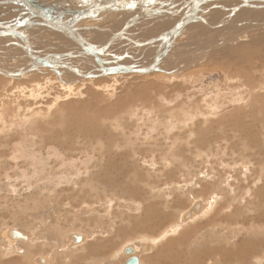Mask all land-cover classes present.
Wrapping results in <instances>:
<instances>
[{
    "label": "rangeland",
    "instance_id": "rangeland-1",
    "mask_svg": "<svg viewBox=\"0 0 264 264\" xmlns=\"http://www.w3.org/2000/svg\"><path fill=\"white\" fill-rule=\"evenodd\" d=\"M34 1L39 3V9L55 10L47 6L51 4L49 0ZM143 1H139L143 6L137 5V14L147 8L153 11L155 8L151 7L161 12L149 11L133 21L134 26L129 23L124 28L126 37L115 38L118 42L113 39L107 47V51H113L110 52L112 59H108L117 65H132L146 58L154 44L150 39L167 31L183 16L177 10L187 0H175L177 4L174 0H154L152 4ZM220 1L223 4L215 12L218 16L214 17H219L215 20L222 17L239 24L244 7L227 17L231 11L223 5L237 2ZM221 2L213 0L209 9ZM6 6L13 13L3 14L5 5L0 6V29L8 27L24 9L19 5ZM72 7L71 4L67 8ZM209 9L200 16L205 23H213L210 15L214 10ZM253 12L258 14L260 10L250 13ZM111 13L102 15L107 14L105 18H109ZM87 23L76 22L73 27L80 26V34H85L88 42L93 40L90 44L102 38L104 42L99 46L108 42L111 32L108 36L104 33V37L99 36L96 29L102 25ZM123 25L108 28L118 32ZM34 26L26 25L19 31L26 41H21L24 44L19 39L13 46L7 40H0L1 72L13 75L9 66L15 60V71L24 73L14 75L16 78L12 81L0 74V264H34L35 256H43L47 264H124L132 256L137 257L139 264H264V29L247 26L249 33L245 41L239 42L234 36L239 31L232 33L228 29L220 30L221 27L205 29L206 26L199 29L203 27L193 23L187 28L191 31H183L175 38L171 36V44L166 42L158 48L160 71L101 76L97 75L99 70L90 58L77 54L75 44L65 37L59 40L64 35ZM91 29L98 34L94 36L88 31ZM228 33L231 35L227 36ZM56 34L61 35L59 39ZM210 34L214 40L209 39ZM138 35L142 41L137 42L148 43L130 47ZM238 45L253 52L250 60L235 56ZM33 46L34 50L37 48L35 53ZM15 47L20 50L16 51ZM31 50L35 56L47 55L60 64L52 63L50 73L42 72L39 67L26 74L28 64L32 63L28 55L34 56ZM204 50L210 52L208 56ZM179 53L184 54L181 66L175 63L181 56ZM124 55L129 57L126 59ZM186 63L191 66L187 64V67ZM174 68L172 73L176 74H170ZM73 72L93 76L76 78L71 75ZM214 73H218L221 84L206 99L199 87L200 81ZM140 85L146 87L145 92L136 91ZM56 96L61 99L54 101ZM213 103L218 106L214 108ZM201 182L204 183L201 185ZM194 201L201 202L200 215L181 221L182 213L191 209ZM129 205L133 208L129 207L131 211L127 208ZM149 213L154 214L152 220L145 215ZM135 219L143 221L145 230L139 229V223H131ZM228 222L232 226L227 229L223 225ZM11 228L27 235L31 241L14 243L15 251L8 250L6 232ZM74 235L80 236L78 243L71 241ZM145 240L153 242L149 243V252L142 251ZM129 246L133 253H126ZM237 248L240 252L246 249L244 256Z\"/></svg>",
    "mask_w": 264,
    "mask_h": 264
},
{
    "label": "bare ground",
    "instance_id": "bare-ground-1",
    "mask_svg": "<svg viewBox=\"0 0 264 264\" xmlns=\"http://www.w3.org/2000/svg\"><path fill=\"white\" fill-rule=\"evenodd\" d=\"M43 1V0H42ZM40 2V3H43L44 1L46 2V0H44L43 2ZM107 1V0H106ZM105 0H104V2H106ZM167 1V0H166ZM171 1V0H170ZM179 1H186V0H179ZM221 2L220 0L219 1H217V0H214V2ZM233 1H235V0H233ZM35 2V1H34ZM33 2V0H27V3H29V4H33V5H35V3ZM83 2H85V3H87V4H94V0H87V1H79V0H49V3H51L50 5H47V6H49V7H53L55 10H53V11H49L50 9H48L47 11H49V12H47L46 10H43V8L41 7V9H39V11H43V12H45L46 14H48L50 17H53V18H57V19H59V20H61V21H65L66 23H71V24H74V23H76L75 21V19H74V17H68V16H58V14L59 13H62V12H65V13H68V12H74L75 13V11H77L78 9H81V8H84V7H86V6H84V5H81ZM98 2L99 3H101V4H104L103 3V1L102 0H98ZM135 2V1H134ZM144 2V1H143ZM174 2H175V0H174ZM227 2H230L229 0L227 1ZM0 6L2 5H5V8L4 9H6V10H4L3 9V11H5V12H3V14H7V11H13V9H11L10 7V9L8 8V6H6V5H12V6H15L16 4L13 2V0H0ZM61 3V5H59ZM70 3H73L72 5H74V7H72V8H67L69 5H70ZM167 3H170V2H167ZM176 3V2H175ZM174 3V4H175ZM184 3V2H183ZM231 3V4H230ZM230 3H227L228 5H223V7L226 9V8H228V11H231L232 10V8L233 7H235V6H237V4L235 5V4H232V2H230ZM123 4H126V0H124L123 1ZM177 4V3H176ZM221 4H223V2H221L220 4L219 3H217L216 5H214V6H212V7H210L211 8V10L210 11H212V10H214V13L212 14V15H210V18L211 17H213L212 19H213V23H207V21H206V23L203 21V20H201L200 19V22H197L201 27H203V28H199V29H204L205 27V25L207 26V24L209 25L208 27H206L205 29H210V28H214L215 30L217 29L216 27H221L220 29L221 30H225L226 29V31H227V29L231 32L232 31V33L233 32H235V31H239V32H235L236 34L234 35L235 37L237 36V38L235 39V40H238L239 42L240 41H245L244 39L246 38V36H247V33H249L247 30H246V28H247V26H249V27H255V28H258V27H260V29L259 30H263L264 28H261V27H263L264 26V9H262V10H260V13H258V14H256L255 12H253V14L252 13H250L251 12V7H247V10H245L244 11V13H242L241 15V22L239 23L240 25H238V24H232L231 22H229L228 21V19L226 18V19H222V17H221V19H219V20H215V17L216 16H218V15H216V13L215 12H217V9H219L220 7H221ZM160 5V4H159ZM172 5H173V3H172ZM171 5V6H172ZM35 6H39V3H37V5H35ZM154 6V5H153ZM155 6H156V4H155ZM227 6V7H226ZM16 7H17V5H16ZM19 7V6H18ZM56 7V8H55ZM47 8V7H46ZM58 8V9H57ZM73 8H76V9H73ZM151 8H155L156 9V7H151ZM166 8V7H165ZM245 8V7H244ZM22 9V8H21ZM52 9V8H51ZM129 9V8H128ZM135 9V8H134ZM148 9V8H147ZM167 9V8H166ZM171 9V8H170ZM241 9V8H240ZM251 9V10H250ZM165 10V9H164ZM164 10H162V11H164ZM1 11H2V9H1ZM17 11V10H16ZM115 11V10H114ZM114 11H109V12H114ZM167 11V10H166ZM178 11V10H177ZM219 11V10H218ZM253 11V10H252ZM153 12V11H152ZM224 12V11H223ZM240 12V11H239ZM13 13V12H12ZM18 13V12H17ZM104 13V12H103ZM105 13H107V12H105ZM149 13H151V12H149ZM155 13V12H154ZM166 13V12H165ZM171 13V12H170ZM238 12H236V14H237ZM71 14H73V13H71ZM181 14H182V12H181ZM10 15V14H9ZM8 15V16H9ZM13 15V14H12ZM107 15V14H106ZM105 15V16H106ZM162 15V14H161ZM166 15V14H165ZM174 15V14H173ZM214 15H216L215 17H214ZM221 15H224V14H221ZM229 15H231V13L230 14H228L227 15V17H229ZM235 15V14H234ZM233 15V16H234ZM5 16V15H4ZM118 16V15H117ZM116 16V17H117ZM135 16V15H134ZM148 16V15H147ZM158 16H160V15H158ZM182 16V15H181ZM201 16V15H200ZM206 16H209V15H206ZM232 16V15H231ZM238 16V15H237ZM9 17H11V16H9ZM101 17V16H100ZM142 17V16H141ZM224 17V16H223ZM235 17H236V15H235ZM102 18V17H101ZM106 18H108V16L106 17ZM118 18V17H117ZM121 18V17H120ZM148 18V17H147ZM158 18V17H157ZM171 18V17H170ZM169 18V19H170ZM217 18H219V17H216V19ZM1 19H2V17H1ZM24 19H34V18H32V17H30V14H29V12L27 11V10H21L17 15H16V17H15V19L13 20V22L10 24V25H8V27H4V28H1L0 29V31H6V30H8V31H16V32H19L21 29H22V27H24V26H26V25H29L28 23L26 24L25 22H24ZM36 19V18H35ZM141 19V18H140ZM159 19V18H158ZM206 19V18H205ZM102 20V19H101ZM236 20V19H235ZM240 20V19H239ZM10 21H11V19H10ZM105 21V20H104ZM140 21V20H139ZM163 21H164V19H163ZM176 21H181V18H179V19H176L175 20V22H174V24L173 25H171V27L169 28V29H171L175 24H176ZM232 21V20H231ZM74 22V23H73ZM117 22V21H116ZM136 22H138V21H136ZM165 22H167V21H165ZM164 22V23H165ZM226 22H229L227 25H226V27L224 28V27H222ZM233 22V21H232ZM83 23V22H82ZM100 23V22H99ZM120 23V22H119ZM149 23V22H148ZM171 23V22H170ZM234 23V22H233ZM139 24V23H138ZM151 24V23H150ZM166 24V23H165ZM164 24V25H165ZM202 24H204V25H202ZM75 25H77V24H75ZM86 25V24H85ZM97 25V24H96ZM132 25L134 26V24H133V22H132ZM196 25V24H195ZM1 26H3V25H1ZM82 26V25H81ZM87 26V25H86ZM93 26H95V24L93 25ZM117 26H120V24L119 25H117ZM117 26H115V28L117 27ZM129 26V25H128ZM143 26H144V24H143ZM161 26V25H160ZM166 26V25H165ZM225 26V25H224ZM35 27V26H34ZM77 27V26H76ZM78 27H80V26H78ZM105 27V26H104ZM136 27V26H135ZM141 27V26H140ZM140 27L138 28V29H140ZM152 27V26H151ZM155 27V26H154ZM157 27V26H156ZM197 27H199V26H197ZM242 27V28H241ZM28 29H29V27H27ZM38 28V27H37ZM86 28H88V27H86ZM85 28V29H86ZM114 28V29H115ZM137 28V27H136ZM158 28V27H157ZM156 28V29H157ZM107 29V28H106ZM149 29V28H148ZM159 29V28H158ZM157 29V30H158ZM169 29H167V30H169ZM236 29V30H235ZM22 30H24V29H22ZM29 30H31V28L29 29ZM32 30H34V29H32ZM92 30V29H91ZM111 30H113V29H111ZM117 30V29H116ZM151 30V29H150ZM195 30V29H194ZM193 30V31H194ZM27 33H28V30H25ZM35 31V30H34ZM33 31V32H34ZM89 31V30H88ZM104 31V30H103ZM105 31H107V30H105ZM148 31V30H147ZM146 31V32H147ZM162 31V30H161ZM188 32L189 31H191V29L190 30H187ZM225 31V32H226ZM228 31V32H229ZM25 32V33H26ZM32 32V34H34ZM81 32V31H80ZM80 32H79V34H80ZM113 32H114V30H113ZM124 32H126V31H124ZM133 32V31H132ZM183 32V31H182ZM197 32V31H196ZM219 31H217L216 33H218ZM224 32V31H223ZM59 33V32H58ZM82 33V32H81ZM142 33H143V31H142ZM142 33H140V34H142ZM154 33V32H153ZM152 33V34H153ZM162 33V32H161ZM202 33V32H201ZM220 33H222V32H220ZM31 33H29L28 35H30ZM36 34V33H35ZM38 34V33H37ZM36 34V35H37ZM98 34V33H97ZM112 34V33H111ZM129 34V33H128ZM139 34V33H138ZM184 34H185V32H184ZM213 34H214V32H213ZM229 34V33H228ZM39 35V34H38ZM57 35V34H56ZM109 34L107 33V36H108ZM136 35V34H135ZM148 35H151V34H148ZM196 35H197V33H196ZM200 35V34H199ZM212 34H210V36H211ZM231 34H229V35H227V36H230ZM50 36V35H49ZM52 36H54V35H52ZM58 36V35H57ZM59 36H61V35H59ZM59 36H58V38L57 37H55V38H57V39H59ZM80 36L82 37L83 35H81L80 34ZM95 36V35H94ZM127 36V35H126ZM126 36H122V37H126ZM145 36H147V35H145ZM153 36V35H152ZM172 35L171 34H169V35H167V36H165V37H163L162 39H160V40H158V42H157V44H152L151 45V48H150V50H148L149 51V53H148V55H147V57L146 58H144V59H142V60H140L139 62H136L135 64H132L133 66H136V68H140V67H146L147 65H149V64H155V65H157V68L158 67H161V64L162 63H160V61L158 62V55L156 54V51L158 50V48H161V46H163L166 42H167V44L168 43H170V37H171ZM204 36V35H203ZM225 36H226V34H225ZM64 37L65 36H63L62 38H60L59 40H61V39H64ZM85 37V34H84V36L82 37V38H84ZM87 37V36H86ZM85 37V39H87ZM102 37H104V35L102 36ZM101 37V38H102ZM111 37V36H110ZM135 37V36H134ZM138 37H139V35H138ZM187 37H189L188 35H187ZM14 37L10 34V33H4V34H1L0 35V40H7V42L9 43V44H14V43H16V40L15 39H13ZM25 38H27V37H25ZM33 38H35V37H33ZM42 38V37H41ZM54 38V39H55ZM131 38V37H130ZM129 38V39H130ZM147 38V37H146ZM145 38V39H146ZM151 38V37H150ZM212 38H214V37H212L211 36V38H209V39H212ZM218 38V37H217ZM56 39V40H57ZM65 39H68V38H66L65 37ZM118 39V38H117ZM117 39H115V40H117ZM128 39V40H129ZM144 39V38H143ZM203 39V38H202ZM222 38H220V40H221ZM228 39V38H227ZM226 39V40H227ZM28 40V39H27ZM38 40V39H37ZM55 40V41H56ZM59 40H58V42H59ZM69 40V39H68ZM88 40H89V37H88ZM95 40V39H94ZM98 40V39H97ZM96 40V41H97ZM99 40H101V39H99ZM102 40H103V38H102ZM101 40V42H104V41H102ZM119 40V39H118ZM118 40L116 41V42H118ZM126 40V39H125ZM134 40H136V39H134ZM147 40V39H146ZM149 40V39H148ZM173 40V39H172ZM191 40L192 41H194L192 38H191ZM190 40V41H191ZM212 40H214V39H212ZM219 40V41H220ZM20 41V43H22L21 42V40H19ZM19 41H18V43H19ZM25 41V40H24ZM64 41V40H63ZM92 42H93V40H91ZM91 41H87V40H85L84 42L87 44V42L88 43H90ZM130 41V40H129ZM169 41V42H168ZM197 41V40H196ZM195 41V42H196ZM200 41V40H199ZM218 41V42H219ZM233 41V40H232ZM26 42V41H25ZM24 42V43H25ZM37 42V41H36ZM39 42L41 43V41L39 40ZM57 42V41H56ZM61 42V41H60ZM59 42V43H60ZM66 42H68V41H65V43ZM71 42V41H70ZM116 42H115V44H116ZM120 42V41H119ZM143 42H145V41H143ZM186 42H187V40H186ZM185 42V43H186ZM202 42V41H201ZM212 42V41H211ZM222 42H223V40H222ZM24 43H22V44H24ZM28 43V42H27ZM48 43H49V41H48ZM58 43V44H59ZM113 43V42H112ZM179 43V42H178ZM184 43V44H185ZM215 43V42H214ZM213 43V44H214ZM227 43H229V42H227ZM231 43V42H230ZM246 43V42H245ZM32 44V43H31ZM37 44V43H36ZM39 44V43H38ZM64 44V43H63ZM70 44V46H72L71 45V43H69ZM114 44V45H115ZM139 44V43H138ZM166 44V45H167ZM171 44V43H170ZM175 44H177V43H175ZM180 44V43H179ZM182 44V43H181ZM212 44V43H211ZM217 44V43H216ZM224 44H226V43H224ZM1 45H2V43H1ZM6 45V44H5ZM41 45H42V43H41ZM44 45V44H43ZM61 45H62V43H61ZM66 45H67V43H66ZM66 45H65V47H66ZM118 45V47H119V45L120 44H117ZM183 45V44H182ZM206 45H207V42H206ZM8 46V45H7ZM6 46V47H7ZM54 47H55V45H53ZM60 46V45H59ZM125 46H126V44H125ZM134 45H132V47H133ZM197 46V45H196ZM209 46V45H208ZM228 46V45H227ZM230 46V45H229ZM239 47L234 51L235 52V56H237V57H241V58H245L246 60H250L251 59V57L253 56V52H251L250 50H247V48L244 46V47H242V48H240V45H238ZM5 47V48H6ZM24 47V46H23ZM27 47V46H26ZM75 47V46H74ZM101 47V46H100ZM113 46L111 45V48H112ZM169 47H171V46H169ZM173 47V46H172ZM237 47V46H236ZM12 48H14V47H12ZM34 48V46L32 47V50L34 51V53H35V50L37 49L36 47V49L34 50L33 49ZM72 48H73V46H72ZM121 48V47H120ZM127 48V47H126ZM175 48H177V47H175ZM179 48V47H178ZM203 48H205V46H203ZM202 48V49H203ZM212 48V47H211ZM232 48V47H231ZM8 50L9 49H11V48H7ZM68 49V48H67ZM117 49V48H116ZM163 49V48H162ZM168 49V48H167ZM180 49V48H179ZM178 49V50H179ZM190 49V48H189ZM193 49V48H192ZM213 49V48H212ZM215 49V48H214ZM12 50V49H11ZM15 50H16V47H15ZM20 50V49H19ZM19 50H16V51H19ZM61 50V49H60ZM63 50V49H62ZM71 51H73V50H76L75 48L72 50V49H70ZM169 50H170V48H169ZM176 50V49H175ZM205 50H206V48H205ZM204 50V51H205ZM6 51V50H5ZM13 51V50H12ZM11 51V52H12ZM54 51V50H53ZM59 51V50H58ZM57 51V52H58ZM77 51V50H76ZM75 51V52H76ZM118 51V50H117ZM123 51H125V50H123ZM130 51V50H129ZM128 51V52H129ZM190 51H191V49H190ZM203 50H201V52H202ZM213 52H214V50H212ZM228 51H230V48H228ZM56 52V51H55ZM62 52V51H61ZM63 52H65V51H63ZM74 52V53H75ZM109 52H112L113 53V51H109ZM131 52V51H130ZM145 52H147V51H145ZM159 52V51H158ZM157 52V53H158ZM166 52V51H165ZM171 52H175V51H171ZM195 52V51H194ZM206 52V51H205ZM204 52V53H205ZM218 52V51H217ZM1 53V52H0ZM65 53H68V52H65ZM120 53H122V52H120ZM176 53V52H175ZM174 53V54H175ZM207 53V52H206ZM210 53V52H209ZM209 53H207L206 54V56H208V54ZM224 53V52H223ZM10 54V53H9ZM21 54V53H20ZM45 54V53H44ZM47 54H49V53H47ZM70 54V53H69ZM77 54H78V52H77ZM161 54V53H160ZM181 56H179L176 60H177V62H175L176 64H180V66L182 65V62H183V59H184V57H183V55L184 54H182V53H179ZM196 54V53H195ZM32 55V54H31ZM62 55H64V54H62ZM112 55V54H111ZM117 55V54H116ZM135 55H137V54H135ZM140 55V54H139ZM141 55H143V54H141ZM140 55V56H141ZM153 55L155 56V55H157V57L153 60ZM163 54H161L160 56L161 57H163V59H164V56H162ZM194 55V54H193ZM217 55H219V54H217ZM21 57H27V55H25V56H22V55H20ZM29 56V55H28ZM47 56V55H46ZM59 56V55H58ZM67 56H69V55H67L66 54V57ZM71 56V55H70ZM132 56V55H131ZM172 56H174V55H172ZM191 56V55H190ZM5 57V56H4ZM11 57V56H10ZM54 57V56H53ZM61 57V56H60ZM59 57V58H60ZM65 57V58H66ZM114 57H116L117 58V56H115L114 55ZM113 57V58H114ZM136 57V56H135ZM134 57V58H135ZM194 57H195V55H194ZM200 58H201V56H199ZM29 58V57H28ZM50 58V57H49ZM80 58V57H79ZM86 58V57H85ZM109 58V57H108ZM111 58V57H110ZM137 58V57H136ZM148 58H150V59H148ZM172 58V57H171ZM175 58V57H174ZM193 58V57H192ZM204 58H206L205 56H204ZM204 58H203V60H204ZM13 59H15V58H13ZM21 59V58H20ZM24 58H22V60H23ZM112 59V58H111ZM120 59V58H119ZM163 59H161V61L163 60ZM187 59V58H186ZM19 60V59H18ZM22 60H20V61H22ZM29 59H27V61H28ZM58 60V59H57ZM60 60V59H59ZM64 60V59H63ZM73 60V59H72ZM74 60H76V59H74ZM78 60V59H77ZM121 60V59H120ZM150 60V61H149ZM188 60V59H187ZM189 60H191V59H189ZM196 60V59H195ZM199 60V59H198ZM60 61H62V60H60ZM78 61H80V60H78ZM118 61V60H117ZM149 61V62H148ZM197 61V60H196ZM221 61V60H220ZM12 61H10L9 63H11ZM14 62H15V60H14ZM14 62L12 63V66L10 65L9 66V68H10V72L13 74V75H10V76H7V77H9V79L11 80V79H14V78H16L14 75H15V73L17 72V74H18V71H15V64H14ZM30 62H31V60H30ZM73 62V61H72ZM84 62V61H83ZM82 62V63H83ZM88 62V61H87ZM115 62V61H114ZM128 62V61H127ZM133 62V61H132ZM165 62V61H164ZM192 62V61H191ZM24 63V62H23ZM62 63V62H61ZM64 63H66V61H64ZM69 63V62H68ZM78 63V62H77ZM116 63V62H115ZM122 63V62H121ZM148 63V64H147ZM167 63V62H166ZM169 63H170V61H169ZM233 63H234V61H233ZM58 64H60V63H58ZM74 64V63H73ZM79 64V63H78ZM87 64V63H86ZM86 64H83V66L84 65H86ZM89 64H92V63H89ZM93 64H95V63H93ZM131 64V63H130ZM173 64V63H172ZM187 64L188 63H186V66H187ZM198 64V63H197ZM223 64V63H222ZM221 64V65H222ZM230 64V63H229ZM28 65H30V64H28ZM53 65V64H52ZM68 65V64H67ZM66 65V66H67ZM96 65V64H95ZM225 65V64H224ZM234 65H236L235 63H234ZM79 65H77V67H78ZM97 66V70H101V68H102V66H98V65H96ZM188 66H189V64H188ZM187 66V67H188ZM191 66V65H190ZM189 66V67H190ZM192 66H194V65H192ZM60 69H61V67L62 66H58ZM70 67H72V65L70 66ZM70 67H69V69H70ZM76 67V66H75ZM81 67V66H80ZM103 67H106V65H104ZM173 67H174V65H173ZM178 67H179V65H178ZM41 69H43V70H41L42 72L44 71V72H46V70H48L49 71V73H50V70L49 69H51V66L50 67H40ZM165 68V70H167L166 69V67H164ZM180 68V67H179ZM245 68V67H244ZM56 69V68H55ZM66 69H68V68H66ZM68 69V70H69ZM176 69H178V68H176ZM181 69V68H180ZM12 70V71H11ZM20 70V69H19ZM38 70V69H37ZM71 70V69H70ZM86 70V69H85ZM84 70V71H85ZM89 70V69H88ZM169 70H170V68H169ZM175 70V68L173 69V70H171L170 71V74L173 72ZM248 71H249V69H247ZM26 71V70H25ZM62 71V70H61ZM76 71V70H75ZM80 70H78V72H79ZM90 71V73H91V71L92 70H89ZM88 71V72H89ZM94 71V70H93ZM185 71H186V69H185ZM22 72V71H21ZM20 72V73H21ZM56 72H57V70H56ZM72 72V71H71ZM82 72V71H81ZM87 72V71H86ZM157 72V71H156ZM180 72H181V70H180ZM179 72V73H180ZM252 72V71H251ZM28 73V72H27ZM53 74H55L54 72H52ZM63 73V72H62ZM68 73H70V72H68ZM83 73V72H82ZM153 73V72H152ZM162 73V72H161ZM161 73H159L160 75H161ZM165 73H166V71H165ZM178 73V72H177ZM257 73V72H256ZM36 74V73H35ZM40 74V73H39ZM57 74V73H56ZM55 74V75H56ZM91 74H93V73H91ZM94 74H95V72H94ZM169 74V73H168ZM172 74H176L175 72L174 73H172ZM249 74H251V76H253L252 75V73H249ZM253 74H254V72H253ZM71 75H74V74H71ZM107 75V74H106ZM109 75V74H108ZM113 75V74H112ZM121 75V74H120ZM120 75H118V76H120ZM178 75V74H177ZM23 76V75H22ZM31 76V75H30ZM39 76V75H38ZM70 76V75H69ZM68 76V77H69ZM102 76V75H101ZM170 76V75H169ZM172 76V75H171ZM250 76V75H249ZM57 77H58V74H57ZM63 77V76H62ZM114 77V76H113ZM208 77V76H207ZM219 77V76H218ZM243 77V76H242ZM241 77V78H242ZM31 77H29V79H30ZM41 78H43V76L41 77ZM58 78H60V77H58ZM65 78V77H64ZM76 78H77V76H76ZM76 78H75V80H76ZM204 78V77H203ZM244 78H245V76H244ZM46 79V78H45ZM84 79V78H83ZM205 79H206V76H205V78L204 79H201V81H200V85H199V87H200V89H201V91L203 92V94H204V96L203 97H205L207 94H209V93H213L214 94V91L216 90V88H218V86L221 84V79H217V80H213V81H205ZM250 79H252L251 77H250ZM53 80V79H52ZM74 80V79H73ZM79 80V79H78ZM98 80V79H97ZM12 81V80H11ZM82 81V80H81ZM84 81V80H83ZM60 82V81H59ZM59 82H57V83H59ZM80 82V81H79ZM185 82V81H184ZM229 82V81H228ZM250 82H251V80H250ZM253 82V81H252ZM3 83V82H2ZM47 83H51L50 81L48 82L47 81ZM55 83V82H54ZM57 83H55V84H57ZM5 84V83H4ZM15 85H17V84H15ZM59 85H60V83H59ZM65 85V84H64ZM142 85V84H141ZM139 86L138 88L139 89H137L136 91H138V92H140V93H143V92H145V90H146V87H144V86ZM7 86V85H6ZM6 86H3V87H6ZM31 86V85H30ZM69 87V86H68ZM62 88V87H61ZM113 88V87H112ZM121 88V87H120ZM22 90V89H21ZM36 91V90H35ZM69 91V90H68ZM190 91V90H189ZM8 92V91H7ZM139 93V94H140ZM33 94V93H32ZM197 94V93H196ZM34 96H35V94H34ZM23 97H25L24 95H23ZM30 97H32V96H30ZM206 98V97H205ZM30 99H32V98H30ZM61 98L60 97H58V96H56L55 97V100L54 101H58V100H60ZM158 99H159V97H158ZM178 99V98H177ZM207 99V98H206ZM27 100V99H26ZM35 100V99H34ZM31 101V100H30ZM32 101H33V99H32ZM158 101H160V100H158ZM204 101V100H203ZM33 102H35V101H33ZM27 103V102H26ZM51 103V102H50ZM60 103V102H59ZM21 104V103H20ZM19 104V105H20ZM52 104V103H51ZM152 103H150V105H151ZM204 104H205V101H204ZM24 105V104H23ZM26 105V104H25ZM28 105V104H27ZM54 104H52V106H53ZM214 105H216V103L214 104L213 103V106ZM50 106V105H49ZM55 107H56V104L54 105ZM216 106H218V105H216ZM24 107H26V106H24ZM96 107H97V105H96ZM191 107H192V105H191ZM27 108V107H26ZM93 108V107H92ZM193 108V107H192ZM207 108V107H206ZM211 108V107H210ZM213 108V107H212ZM214 108H215V106H214ZM20 109H22V107L20 108ZM25 109V108H24ZM24 109H22V110H24ZM95 109V108H94ZM27 110H29V109H27ZM96 110V109H95ZM208 110V109H207ZM91 111H93V110H91ZM214 111V110H213ZM42 112H44V111H42ZM47 112H49V111H47ZM147 112V111H146ZM205 112V111H204ZM207 112V111H206ZM205 112V113H206ZM210 112V111H209ZM208 113V112H207ZM210 113H212V112H210ZM209 113V114H210ZM47 114V113H46ZM93 114H94V112H93ZM92 114V115H93ZM143 114V113H142ZM194 115V114H193ZM26 116H28V115H26ZM106 116V115H105ZM209 116V115H208ZM182 117V116H181ZM202 116H200V118H201ZM92 118V117H91ZM186 118V117H185ZM197 118V117H196ZM204 119V118H203ZM185 120V119H184ZM33 121V120H32ZM95 121V120H94ZM1 141V140H0ZM4 142V141H3ZM1 154V153H0ZM2 155V154H1ZM208 156V155H207ZM208 158V157H207ZM213 162V161H212ZM210 163V162H209ZM214 163V162H213ZM220 163H222V162H220ZM224 163V162H223ZM202 165V164H201ZM230 166V165H229ZM200 169H201V167H200ZM202 170V169H201ZM217 170V169H216ZM241 170V169H240ZM212 171V170H211ZM218 171V170H217ZM213 172V171H212ZM207 173H209L208 171H207ZM224 173V172H223ZM197 174V173H196ZM208 176V175H207ZM206 176V177H207ZM222 176H223V174H222ZM230 177V176H229ZM202 178V177H201ZM195 179V178H194ZM199 179V178H198ZM197 179V180H198ZM204 179V178H203ZM219 179L217 178V181H218ZM249 180V179H248ZM191 181H192V179H191ZM250 181V180H249ZM190 182V181H189ZM188 181H187V183H189ZM195 182V181H194ZM197 182V181H196ZM206 182V181H205ZM191 183V182H190ZM200 183V182H199ZM204 183V182H203ZM202 182H201V185L203 184ZM215 183V182H214ZM217 183V182H216ZM220 183V182H219ZM244 183V182H243ZM250 183H251V181H250ZM253 183V182H252ZM251 183V184H252ZM206 184H209V183H207L206 182ZM210 184H211V182H210ZM246 184V183H245ZM198 185V184H197ZM213 185V184H212ZM264 185V184H263ZM176 186V185H175ZM215 186V185H214ZM177 187V186H176ZM181 187V186H180ZM194 187V186H193ZM200 187V186H199ZM213 187V186H212ZM183 188V187H182ZM190 188V190H192L191 189V187H189ZM180 189V188H179ZM202 189V188H201ZM208 189V188H207ZM210 189V188H209ZM197 190V189H196ZM183 191V190H182ZM188 191V190H187ZM203 191H204V189H203ZM207 191V190H206ZM236 191H237V189H236ZM156 192V191H155ZM196 192V191H195ZM223 192V191H222ZM179 194V193H178ZM197 194V193H196ZM199 194H201V193H199ZM218 195V194H217ZM221 195V194H220ZM220 195H218V196H220ZM223 195V194H222ZM253 195V194H252ZM166 197V196H165ZM223 197V196H222ZM178 198V197H177ZM261 198V197H260ZM259 197H258V199H260ZM193 199V198H192ZM215 199V198H214ZM224 199V198H223ZM225 199H227V198H225ZM254 199H255V197H254ZM177 200V199H176ZM217 200V199H216ZM253 200V199H252ZM261 200V199H260ZM202 201V200H201ZM220 201H223V200H220ZM180 202V201H179ZM216 203V202H215ZM255 203H258V201L257 202H255ZM259 204V203H258ZM261 204V203H260ZM226 205V204H225ZM129 207H131L130 205L129 206H127V208L128 209H130V211L133 209L132 207V209L131 208H129ZM154 207V206H153ZM173 207V206H172ZM236 207V206H235ZM259 207H260V205H259ZM93 208V207H92ZM200 208H201V202H199V201H194L193 203H192V206H191V209H189L187 212H185L184 211V213H182V215H181V221H186L188 218L191 220L192 218H194V215L195 216H198V215H200ZM96 210V212L98 211L99 212V214H100V212L102 213V210H97V209H94V211ZM149 210V209H148ZM151 210V209H150ZM262 210V209H261ZM81 211H83V210H81ZM255 211H257V210H255ZM233 212V211H232ZM240 212V211H239ZM259 212V211H258ZM77 213V212H76ZM79 213V212H78ZM203 213V212H202ZM260 213V212H259ZM234 215H235V213H233ZM247 214V213H246ZM146 216H148V217H150L151 218V220L153 219L152 217H153V213H149V214H145ZM264 215V214H263ZM56 216V215H55ZM64 216V215H63ZM65 217V216H64ZM224 217H225V215H224ZM146 218V217H145ZM161 218V217H160ZM256 218V217H255ZM259 219H260V216L258 217ZM261 218H263L262 216H261ZM44 219V218H43ZM133 220V219H132ZM142 220V219H141ZM148 220V219H147ZM223 220V219H222ZM257 220V219H256ZM238 221V220H237ZM239 221H241V220H239ZM243 221V220H242ZM241 221V222H242ZM56 222H58L57 220H56ZM132 222H136V223H139V229L140 230H145L144 228H145V225H144V223H143V221H140V220H138V221H136V219L134 220V221H131V223ZM147 222V221H146ZM240 222V223H241ZM262 222V221H261ZM264 222V221H263ZM147 223H149V222H147ZM179 223V222H178ZM228 224H230V226H228ZM242 224H245L246 225V222H242ZM56 225H57V223H56ZM178 225V224H177ZM219 225V223L217 224V226ZM234 225V224H233ZM240 225V224H239ZM220 226H222V225H220ZM219 226V227H220ZM223 226H226V228L228 229L229 227H231L232 225H231V222L229 223H227V225H223ZM235 226V225H234ZM134 227H136V225H134ZM176 228V227H175ZM221 230H224L222 227L220 228ZM244 229V228H243ZM135 230V229H134ZM133 230V231H134ZM177 230V229H176ZM175 230V231H176ZM220 230V231H221ZM238 230V229H237ZM247 230V229H246ZM245 230V231H246ZM138 231V230H137ZM211 231V230H210ZM228 232H229V230H227ZM172 232V231H171ZM228 232H227V234H228ZM235 232V231H234ZM243 232V231H242ZM169 233H170V231H169ZM173 233V232H172ZM250 233V232H249ZM174 234V233H173ZM246 234V233H245ZM249 235V234H248ZM6 237L9 239L8 241H9V244H7L6 245V248L8 249V250H14L15 251V245H14V243L16 244V245H18L17 243L18 242H22V243H27V242H29V241H31V239L27 236V235H25V234H23L22 232H20V231H18V230H16V229H14V228H11V229H8V231L6 232ZM79 238H80V236L79 235H74L73 236V239L71 240V241H73V243H78V240H79ZM143 238H145V237H143ZM147 238V237H146ZM30 239V240H29ZM211 239V238H210ZM83 240V237L81 238V240H80V242ZM149 240V239H148ZM152 240V239H151ZM155 240V239H154ZM157 241V240H156ZM155 241V242H156ZM152 242V241H151ZM151 242H148L147 240H145L143 243V245H142V251L143 252H149L148 250H150V244L149 243H151ZM153 243V242H152ZM151 243V244H152ZM226 243V242H225ZM131 245H133V244H131ZM249 245H250V243H249ZM20 247V246H19ZM248 247V246H247ZM251 247V246H250ZM97 248V246L95 247V249ZM128 248V250H127V252H128V254H130L132 251H133V248L132 247H127ZM135 248V247H134ZM246 248V247H245ZM244 248V249H245ZM17 249V248H16ZM98 249V248H97ZM238 249V248H237ZM248 251L250 250V249H247ZM17 251H18V249H17ZM137 251V250H136ZM234 251H235V249H234ZM126 252V253H127ZM226 252V251H225ZM224 252V253H225ZM237 252L239 253V254H241V255H243L245 252H246V249L245 250H243V251H239V249L237 250ZM19 253V252H18ZM133 253V252H132ZM22 254V253H21ZM238 254V255H239ZM226 255V254H225ZM244 256V255H243ZM225 257V256H224ZM37 258H39L37 261H35V259H37ZM133 258V256L132 257H130V258H128V260H130V259H132ZM134 258H137V257H135L134 256ZM138 260V259H137ZM126 263V262H125ZM124 263V264H125ZM34 264H47V260H46V258H44L43 256H35V258H34ZM138 264H139V260H138ZM177 264V263H176Z\"/></svg>",
    "mask_w": 264,
    "mask_h": 264
},
{
    "label": "water",
    "instance_id": "water-1",
    "mask_svg": "<svg viewBox=\"0 0 264 264\" xmlns=\"http://www.w3.org/2000/svg\"><path fill=\"white\" fill-rule=\"evenodd\" d=\"M124 0H110L109 2H104V4H101L98 2V0H94V4H87L83 2L81 5H84L86 7L78 9L77 11L65 13H59L58 16H68V17H74L76 22H95L99 21L101 18L100 16L104 12L114 11V12H120L123 10H126L127 5L123 4ZM138 2H132L133 7L130 8H137ZM213 0H187L185 4L181 5L177 11V13L183 14L181 17V21L177 22L176 25H174L171 29L162 32L159 36H155L150 39L151 43H155L158 40L162 39L163 37L171 34L172 37H177L181 34L182 31H186L189 26H191L193 23L200 22V15L204 10L209 9V4ZM237 2V6L233 7L231 10V14L235 12L237 9L243 7H251L252 10H262L264 9V0H235ZM13 2L18 6L24 8L27 10L30 14V17L36 18V19H24V22L29 24L30 27H33L35 25L36 27H40L42 30L45 31H54L59 32L62 35H64L66 38H68L73 44H75V47L78 50V54L86 55L88 58L91 59L93 63L98 65L99 67L102 66L101 70H99V74L97 75H103V74H114V75H120V74H149L155 71H160L159 68H157V65L150 64L148 67H138L133 65H117L115 62L108 59V57H112L109 51H107V47L109 44L113 41V39L118 38L120 39L124 34V28H127L128 24H126L123 28H121L118 32H113L111 34V37L108 39V42L103 44L101 47L99 46L101 44V41L95 42L94 44H90L87 42V44L84 42L86 39L82 38L79 34L81 29L79 27H73L74 25L71 23H66L65 21H61L57 18L50 17L48 14H46L43 11H39V8L33 4L27 3V0H13ZM146 2V1H145ZM73 3H70V5ZM61 5V3L59 4ZM149 11H152L150 9L142 10L140 14H136V16L133 18V20L130 22L132 24L133 21L141 18V16H145ZM154 12L160 13L161 10L159 9H153ZM103 13V14H104ZM103 16V15H102ZM100 17V18H99ZM204 25V24H202ZM240 25V24H238ZM206 26V25H205ZM209 25L207 24L206 27ZM83 27V26H81ZM101 29V28H98ZM96 29L97 31H99ZM87 30V29H86ZM4 33H10L15 40H21L24 41V38L22 37L20 32L16 31H0V35ZM147 42H142L139 44H134L135 46L142 47V45L147 44ZM13 46V43L11 44ZM147 46V45H146ZM32 55L33 51L31 50ZM124 57L127 59L129 55H124ZM153 60L157 56H153ZM29 59L32 61L30 64V67L26 70L27 72H31L34 70H37L39 67H50L52 63H57V61L54 62V59L49 58L47 56H30ZM106 65V67H103ZM0 74H3L4 76H10L9 73H2L0 70ZM24 74V73H22ZM15 74V76L22 75ZM73 74L77 77L82 78H89L93 75L89 74H83L80 75L77 72H73ZM95 75V74H94ZM218 73H214L213 75L206 76L205 81H213L217 80ZM128 250V249H127ZM127 252V251H126ZM128 253V252H127ZM126 264H138L137 258H132L126 262Z\"/></svg>",
    "mask_w": 264,
    "mask_h": 264
},
{
    "label": "crops",
    "instance_id": "crops-1",
    "mask_svg": "<svg viewBox=\"0 0 264 264\" xmlns=\"http://www.w3.org/2000/svg\"><path fill=\"white\" fill-rule=\"evenodd\" d=\"M79 1H87V0H79ZM102 1H104V0H102ZM106 1V0H105ZM108 2L110 1V0H107ZM106 1V2H107ZM135 2H138V0H134ZM145 1V0H144ZM37 4V2H35V5ZM146 4V3H145ZM144 4H142V5H140L139 3H138V6H143ZM138 6H137V8L136 9H134V10H127L126 9V11L125 12H122V11H120V12H113V13H111L110 15H112V16H110L109 18H105V16H101V17H103V20H101L100 21V23H98L99 21H96L98 24H97V26L99 27V26H101L102 25V30H104V31H97L98 33H100L99 34V36H103V33H104V35H106L108 32H111V33H113V31L110 29V28H108V27H111V26H115V25H121V24H124L123 25V27L126 25V24H129L130 23V21L133 19V15H132V13L134 12V14L136 13L137 14V12H138ZM211 10V8L209 9V11ZM245 10H247V7H245V8H243V10L240 12V14H242V13H244V11ZM124 11V10H123ZM117 15H119V17L118 18H116V16ZM115 16V17H114ZM121 17V18H120ZM105 20V21H104ZM117 21V22H116ZM152 21V20H151ZM96 22H88L87 24L88 25H91V26H93ZM120 22V23H119ZM177 22H179V21H176V24H177ZM153 24H155V23H153ZM175 24V25H176ZM105 26V27H104ZM119 27V26H118ZM107 28V29H106ZM105 30H107V31H105ZM115 30V29H114ZM221 30V29H220ZM90 31V33H94V35H97V34H95L96 32L95 31H92V30H89ZM141 31V30H140ZM89 33V32H88ZM136 35L138 34L137 32H134ZM155 36V35H154ZM136 39V42H132L131 44H129V46L131 47L132 46V44L134 45V44H138V43H142V42H137V41H142L139 37L138 38H135ZM158 42V41H157ZM157 42H155L154 43V45L155 44H157ZM154 56V55H153ZM156 56V55H155ZM148 59H150V58H148ZM150 61V60H149ZM148 61V62H149ZM148 64V63H147ZM152 64V63H151ZM150 65V64H149ZM149 65H147L146 67H148Z\"/></svg>",
    "mask_w": 264,
    "mask_h": 264
},
{
    "label": "snow or ice",
    "instance_id": "snow-or-ice-1",
    "mask_svg": "<svg viewBox=\"0 0 264 264\" xmlns=\"http://www.w3.org/2000/svg\"><path fill=\"white\" fill-rule=\"evenodd\" d=\"M146 2L148 4H152V3H154V0H146ZM126 5H127V7H133L131 0H126Z\"/></svg>",
    "mask_w": 264,
    "mask_h": 264
}]
</instances>
